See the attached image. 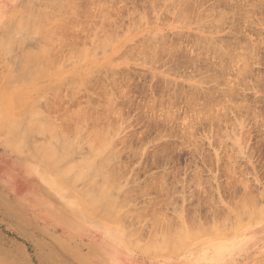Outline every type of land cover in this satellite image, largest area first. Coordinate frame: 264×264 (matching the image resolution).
Segmentation results:
<instances>
[{"label": "rangeland", "instance_id": "obj_1", "mask_svg": "<svg viewBox=\"0 0 264 264\" xmlns=\"http://www.w3.org/2000/svg\"><path fill=\"white\" fill-rule=\"evenodd\" d=\"M21 1L0 0V102L11 94L20 108L0 103V116L13 130L35 112L72 133L36 131L27 151L7 146L11 134L0 137V264H264V0H25L17 19L30 26L15 25ZM34 10L58 24L51 38L32 33L41 26ZM32 38L62 57L29 63L31 78L20 81ZM60 134H76L79 146L65 164L95 147L105 148L95 163L113 154L98 172L124 195L119 219L90 207L80 194L86 182L73 191L33 155L32 147L59 145ZM177 232L189 235L187 245L162 253ZM218 244H230L224 260L204 261ZM143 246L155 247L151 256Z\"/></svg>", "mask_w": 264, "mask_h": 264}, {"label": "bare ground", "instance_id": "obj_2", "mask_svg": "<svg viewBox=\"0 0 264 264\" xmlns=\"http://www.w3.org/2000/svg\"><path fill=\"white\" fill-rule=\"evenodd\" d=\"M61 1V0H60ZM25 0L23 1H21V3H19L18 4V8H20V9H15V12H14V14H13V19H17L18 17H22V15L24 14V12H23V10H22V8H23V5L25 4ZM65 2V1H64ZM62 3H63V1H62ZM61 3V4H62ZM69 3H71L70 1H69ZM68 3V4H69ZM184 3H185V1H184ZM28 4H30V3H28ZM47 4H49L48 6V8H50V3H48L47 2ZM65 4V3H64ZM31 5H32V3H31ZM31 5H30V7H29V5H28V7L31 9L32 7H31ZM42 5V4H41ZM66 5V4H65ZM76 5H77V3H76ZM183 5V4H182ZM43 6V5H42ZM56 6H58L59 7V9L57 8V11L59 12V10H62L64 7H62V5L60 6V5H56ZM56 6H55V8H56ZM66 7V6H65ZM74 7V6H73ZM75 7H77V6H75ZM75 7H74V9L71 7V11H72V13L74 14L75 12H77V14L79 13V11L81 10V8H78V9H80L79 11H78V9L75 11ZM79 7H81V6H79ZM26 8V4H25V7L23 8V9H25ZM52 8V7H51ZM55 8H53V9H55ZM61 8V9H60ZM83 8H86V7H84L83 6ZM29 9V10H30ZM75 11V12H73V10ZM26 10V9H25ZM36 11H38V13L39 12H41V11H39L38 10V8L37 9H35ZM34 10V12H35V14H38V13H36V11ZM83 11H84V9H82ZM81 10V11H82ZM27 11H28V9H27ZM56 11V10H55ZM26 12V11H25ZM34 12H33V15H34ZM44 12H46V11H44ZM51 12V11H50ZM85 12V11H84ZM17 13H18V16H17ZM28 13V12H27ZM30 13H32V10H31V12ZM29 13V14H30ZM46 13H48L49 14V11H47ZM44 14V13H42L43 15H41V14H38V15H40L39 17H40V19H41V26H39V29L37 28V31H34V32H32V33H35V32H37L38 33V36H40V38H51V37H49L50 35L52 36V32L53 31H55L56 30V28H57V25L58 24H56V23H54V22H51V23H48L47 22V19H48V17H47V14ZM60 13V12H59ZM62 13H63V10H62ZM68 13H69V11H68ZM68 13H63V14H68ZM82 15V12L81 13H79V15ZM80 15V17H82ZM75 16V15H74ZM74 18V17H73ZM22 19V18H21ZM24 19L25 18H23V21H24ZM72 19V18H71ZM18 20V19H17ZM30 20H32V19H30ZM62 21L64 20V18H62L61 19ZM67 20V19H66ZM66 20H64V24L65 25H67L69 22H66ZM70 20V19H69ZM76 20V21H75ZM22 21V22H23ZM37 21V20H36ZM68 21V20H67ZM72 21V20H71ZM75 23L78 21L77 19H74L73 20ZM73 21H72V23H73ZM81 21V20H80ZM21 22V20H20V23H19V20L18 21H16L15 22V25L17 24V23H19L20 25L21 24H23ZM24 22H26V24L28 25L29 24V26H30V22L29 21H24ZM84 21L82 20V23H83ZM32 23H33V21H32ZM36 22H34V26L32 25V28L33 27H35V24ZM58 23V22H57ZM78 23H80V22H78ZM78 23H77V25H78ZM13 24V23H12ZM63 24V28L65 29H63V28H61V29H63V31L65 32L66 31V27H68L67 28V31H69L68 29H70L69 28V26L70 25H68V26H65ZM70 24V23H69ZM25 25V24H24ZM27 25H25V26H27ZM72 25V24H71ZM80 25V24H79ZM82 25V24H81ZM21 26H23V25H21ZM20 26V27H21ZM25 26H24V28H25ZM74 26V25H73ZM104 26V25H103ZM13 27V26H12ZM18 27H19V25L17 26V29H18ZM16 29V33H19L20 31H22L21 30V28H19V30H17ZM23 29V28H22ZM26 29V28H25ZM60 29V30H61ZM9 30V29H8ZM24 30V29H23ZM72 30V29H71ZM17 31H19V32H17ZM27 32H28V30H26ZM25 31V35L27 36V32ZM32 31V29L31 30H29V32H31ZM45 31H47V32H45ZM12 30L10 31V34H12ZM71 32V31H70ZM9 33V32H8ZM16 33H14V36H15V34ZM24 33V32H23ZM68 33V32H67ZM66 32L62 35V37H64L65 38V36L67 35L68 36V34H67ZM72 33H73V31H72ZM20 34V33H19ZM36 34V33H35ZM34 34V35H35ZM21 35V34H20ZM32 35V34H31ZM30 35H29V33H28V37H29ZM54 36H55V34H53V40H54V42H55V39H54ZM69 37V36H68ZM55 38H56V36H55ZM64 38H63V40H64ZM26 39H28V38H26ZM33 39V38H32ZM31 39V41H29L28 42V51L27 50H25V43L23 42L22 44L20 43H18V42H16L15 43V41L16 40H11V39H9L8 40V43H10V45L11 46H13L12 44H14V46H18V44H19V46L20 45H24V49L23 48H21V53H22V50H25L26 51V55L23 57V61H22V63H19V65H21V64H23V69H24V71L25 72H27V75L25 74V72H24V74H23V76H24V79L23 78H21V80L20 81H23V80H25V79H30L31 78V76H30V73H28V71H29V69H31V64H32V66H33V64H34V62H35V60H39V59H41V60H45V59H47V57H48V55L52 58L53 56L54 57H56V59H57V56H58V54L57 53H59V56L60 57H62L61 56V52L60 51H57V53H56V50H54L55 52H50V54H57V55H53L52 54V56L49 54V52L48 51H45L46 50V47H43V46H40L39 45V38H37V40L36 41H34L35 40V38L32 40ZM51 39V40H52ZM11 40V42H9ZM59 40H62V38L61 39H59ZM12 41H14V42H12ZM25 41V40H24ZM26 42V41H25ZM6 43H7V41H6ZM5 43V46H7V45H9L8 43L6 44ZM30 43H32L33 44V46H31V44ZM4 45V44H3ZM13 46V47H14ZM147 46H148V44H147ZM21 47V46H20ZM49 47V46H48ZM37 48V49H36ZM50 48H53V46L52 47H49V50H50ZM54 48H55V45H54ZM149 47H147V49H148ZM152 48V47H151ZM6 49H8L7 51H9V49H12V47H9V48H5L4 49V46H3V51H5ZM13 49H15V48H13ZM34 50V51H33ZM7 51H6V53H7ZM12 51H14V50H12ZM12 51L10 52V53H12ZM25 51H23L24 53H25ZM35 51H37V52H35ZM151 51V50H150ZM35 52V53H34ZM10 53H8V54H10ZM63 53H64V51H63ZM90 54V53H89ZM89 54H88V56H89ZM91 55V54H90ZM14 56V55H13ZM16 56H19V55H16ZM15 56V57H16ZM40 56H42V57H40ZM71 56V55H70ZM14 57V58H15ZM43 57H45V59L43 58ZM13 58V57H12ZM66 58V57H65ZM68 58V57H67ZM50 59V58H49ZM31 60H34V61H31ZM37 60V61H38ZM58 60V59H57ZM57 60H55V61H57ZM30 61V62H29ZM52 62V63H56V62ZM31 62H33V63H31ZM29 63H31L30 65H29ZM41 63L42 62H40L39 64H38V62H37V64H36V62H35V64H34V66L36 65V66H38V65H40V66H38V67H40V68H43L42 66H41ZM51 64V63H50ZM10 65V64H9ZM16 65V64H15ZM13 66V65H12ZM30 66V68H28ZM33 66V67H34ZM17 67H22V66H16L15 67V69L17 68ZM32 67V68H33ZM38 67H36L38 70H42V69H40V68H38ZM35 68V67H34ZM21 68H19V70H20ZM22 69V70H23ZM45 69V68H44ZM18 70V69H17ZM38 70H36V72L38 71ZM53 70V68H51V71ZM31 71V70H30ZM34 70L32 69V71L31 72H33ZM39 72V71H38ZM44 72V71H43ZM47 72V71H46ZM75 72H76V70H75ZM81 73V72H80ZM80 73H79V75H80ZM77 75V74H76ZM15 77H17V75L15 76ZM18 78V77H17ZM65 78V77H64ZM53 80V79H52ZM63 80V79H62ZM89 80V79H88ZM87 80V81H88ZM74 82H76V81H74ZM13 83V82H12ZM14 83H16V82H14ZM86 83V82H85ZM78 84V83H77ZM16 85V84H15ZM70 85H72V82H71V84ZM74 85V84H73ZM79 86V85H78ZM77 86V87H78ZM33 87H34V85H33ZM40 92V91H39ZM31 94V93H30ZM11 94H7V96H5V99L3 98V99H1V100H3V102H0L1 103V105H3V104H6V106L8 105V108H9V110H7V112H9V111H19V107L16 105V103H15V100H14V98H12L11 96H10ZM106 97L108 98V96H105V101H106ZM109 100H111L110 98L108 99V101ZM7 102V103H6ZM107 102V101H106ZM49 103V102H48ZM52 105V104H51ZM106 105V104H105ZM110 105V104H109ZM41 106V105H40ZM46 106V105H45ZM53 106V105H52ZM111 106V105H110ZM51 107V106H50ZM112 107V106H111ZM40 108H43V107H40ZM110 108V107H109ZM110 110V109H109ZM49 111V110H48ZM81 111V110H80ZM79 111V114H81V112ZM47 112V111H46ZM50 113H52V112H50ZM49 113V114H50ZM71 113V112H70ZM69 113V114H70ZM73 113H77V112H73ZM8 114H10V113H8ZM39 114V113H38ZM43 115V114H39V115H37L35 112H32V114H31V118L29 119V118H24V119H22V122H24V123H26V124H24L25 126H24V128L22 127V122L21 121H19V120H17V122L16 121H14L13 122V125L11 126V128L13 129V130H10V128H6V121H3V119L1 118V116H0V137L2 138V139H5L6 137H8V135L9 134H11L12 136V140H11V143H9L10 142V140H8V145L7 146H9V144L11 145L10 147H12V148H14V149H16L17 151H20V150H23V148L25 147L26 148V151H27V149H29L30 148V146H31V142H32V139H33V133H36V131L37 132H42L43 131V133L44 132H46V131H52V130H54L53 132H55V130H57V129H59L60 127H61V125H60V127H59V125L58 124H55L54 122L53 123H51V119H49V118H47L48 120H46L45 119V117L43 116V120H42V118H40L41 116ZM78 115V114H77ZM9 116V115H8ZM29 116V115H28ZM89 116V115H88ZM3 117V116H2ZM50 117V116H49ZM52 117V116H51ZM85 118H87V117H85ZM84 118V119H85ZM26 119H29L28 121L26 120ZM46 121H45V120ZM90 120H91V118H89ZM89 119L87 118V121H89ZM25 120L27 121V122H25ZM67 121V120H66ZM68 121H69V119H68ZM82 121H84V120H82ZM92 121V120H91ZM94 121H95V119H94ZM98 121H99V119H98ZM16 122V123H15ZM63 122L64 123H66L64 120H63ZM85 122H86V120H85ZM59 123V122H58ZM72 123V122H71ZM71 123H69L68 122V124H71ZM82 123H84V122H82ZM91 123H94V122H91ZM53 124H55L57 127H55V125H53ZM63 124V123H62ZM78 124H79V122H78ZM97 125H98V123H96ZM53 125V126H52ZM63 125H65V124H63ZM62 125V126H63ZM67 125V124H66ZM89 125V124H88ZM68 126V125H67ZM76 126H78L77 124H76ZM55 127V128H54ZM59 127V128H58ZM61 128H63V129H66L65 127H61ZM75 128V130H77L78 129V127H74ZM80 128V127H79ZM81 128L83 129V127L81 126ZM70 129V128H69ZM69 129H66V130H69ZM72 130V129H71ZM79 130V129H78ZM77 130V131H78ZM70 131V130H69ZM76 131V132H77ZM57 132V131H56ZM66 132V131H65ZM64 132V130L61 132V134H63V133H65ZM75 132V131H74ZM98 132V131H97ZM72 133V131H70V134ZM100 134H101V132H99ZM99 133H98V135H99ZM46 134V133H45ZM44 134V136L46 137V135ZM49 134V133H48ZM60 134V135H61ZM66 134V133H65ZM65 134H63L64 136H65ZM36 135H37V137L39 136L37 133H36ZM41 135L43 136V134L41 133ZM51 135V134H50ZM49 135V136H50ZM63 135H61V138L59 139V145H55L54 146V144L55 143H52V144H44V146L42 145V146H40V147H38V146H36V147H32V153H33V155L34 156H36V158L38 157L41 161H43L45 164H47L48 165V168H49V170L51 169V170H53L54 172H55V174L59 177V179H62V180H64L68 185H70V188L74 191V190H76L77 191V189H76V186H74L75 184H77V183H79V182H82V181H84V182H86V186L84 187V189L83 190H81L80 191V194L82 195V196H85L86 195V200H88L87 202L90 204V207H92L91 205H93L95 208H96V206H98L99 204H101L102 206H101V208L103 207V211L101 212L100 211V213L102 214V216L104 217V218H107V219H109V220H115V219H117V217H118V214H117V205H118V202L119 201H123L124 199H123V197H124V195H122V194H120V195H116V194H119L120 193V191H119V193H117V188L118 187H116V189H115V184H113L112 186H111V184L113 183L111 180L113 179L112 178V175H109V173L107 174V173H105V172H103L105 175H108V176H106L107 178H105L104 177V175H103V173L101 174H99V172L98 171H103V167L106 165V164H109V162L108 163H106L105 164V160H107V161H109L110 159H112L111 157L113 156V151L111 152V154H112V156L110 157V159H108V157L106 158V157H104L105 159H103L102 157H100L101 158V160H100V158H98V160H100V161H97V163H99L100 165L102 164V163H100V162H104L102 165H101V167H102V170L101 169H99L100 167H99V164H97V163H95V157L96 156H98L99 155V153H100V149L102 150L103 148H97V150H96V147L94 148L95 149V151L96 152H93L94 153V156H90V158H88L87 159V157L84 159V158H82L83 156L81 155V158L82 159H77L76 158V160H71L73 163L71 164H65L66 163V161H68L70 158H72V156L74 155V153L77 151V148L79 147H76L77 145V143L75 144V143H73V142H71L70 140H72V138L73 137H75V135L73 134V137H69V136H67L66 138H71V139H66ZM79 135V134H78ZM93 135H94V132H93ZM97 135V134H96ZM97 135V136H98ZM103 135V134H102ZM92 136V135H91ZM97 136H95V139H96V137ZM36 137V138H37ZM104 136H102V138H103ZM36 138H35V140H36ZM46 138H48V136L46 137ZM78 138V137H77ZM99 139H101L100 138V135H99V137H98ZM104 138H106V137H104ZM101 139V141L103 140H105V139ZM94 136H93V138L91 137V139H89V141L90 142H95L96 140L94 139ZM34 140V139H33ZM34 140V141H35ZM73 140H74V138H73ZM92 140V141H91ZM106 140H107V138H106ZM109 140V139H108ZM102 141V142H103ZM36 142H37V140H36ZM43 144V143H42ZM112 144V143H111ZM2 145V144H1ZM26 145H27V147H26ZM29 145V146H28ZM104 145H106V144H104ZM102 146V145H101ZM106 147V146H105ZM110 147V146H109ZM111 147H112V145H111ZM4 148V147H3ZM25 148H24V150H25ZM89 148V147H88ZM93 148H91V153H92V151H94V149L92 150ZM105 149V148H104ZM109 149V148H108ZM111 149V148H110ZM10 150H12V149H10ZM81 150V149H80ZM79 152V151H78ZM81 152V151H80ZM98 152V153H97ZM106 152H108V150L106 151ZM109 153V152H108ZM89 154V153H88ZM107 153H105L104 155H106ZM14 155V154H13ZM32 155V156H33ZM78 155V153L76 154V156ZM87 155V154H86ZM75 156V157H76ZM79 156V155H78ZM77 156V157H78ZM107 156V155H106ZM22 156H20V158H21ZM85 157V156H84ZM89 157V156H88ZM74 158V157H73ZM28 162V161H27ZM108 167V166H107ZM111 167H112V165H111ZM110 167V168H111ZM105 168H106V166H105ZM113 170V169H112ZM98 172V173H97ZM112 172V171H111ZM95 174H98L97 176H95L96 178L97 177H99V175H102L103 176V182L101 183V184H98V183H96V182H99V180L97 179V181H95V177H94V175ZM112 174V173H111ZM115 174V173H114ZM115 175H113V177H114ZM101 177V176H100ZM100 177H99V179H100ZM111 179V180H110ZM117 181V180H116ZM119 184V183H118ZM117 186V185H116ZM118 186H120V184L118 185ZM98 187L100 188L101 187V190L100 189H98ZM128 191V190H127ZM122 192H124L123 190L121 191V193ZM119 196H121V197H119ZM44 198V197H43ZM119 198H120V200H119ZM121 201V202H122ZM126 203V202H125ZM119 206V205H118ZM60 208V207H59ZM100 208V207H99ZM98 208V209H99ZM119 208V207H118ZM238 208V207H237ZM94 209V208H93ZM255 209H257V208H255ZM60 210H62V209H60ZM101 210V209H100ZM121 210V209H120ZM235 210H237V209H235ZM130 211V210H129ZM119 212V211H118ZM65 213V212H64ZM123 214V213H122ZM131 214V213H130ZM67 215H69V214H67ZM71 216V215H70ZM99 216H101L100 214H99ZM98 216V217H99ZM101 216V217H102ZM122 216V215H121ZM121 216H119V217H121ZM119 217H118V219H119ZM123 217H124V214H123ZM122 217V218H123ZM254 217H256V216H254ZM116 222V221H115ZM121 222V221H120ZM187 222V221H186ZM190 222H193V221H190ZM251 223V222H250ZM190 224H192V223H190ZM189 225V224H188ZM188 225H186V226H188ZM178 226V225H177ZM170 227V226H169ZM180 227H182L181 225L178 227V228H180ZM195 227V226H194ZM193 226L191 227V225H189L188 226V228L189 229H192V228H194ZM187 228V229H188ZM212 228V227H211ZM218 228H219V226H218ZM201 229V228H200ZM170 230V229H169ZM169 230H168V232H169ZM173 230V229H172ZM172 230H170V232H174V231H172ZM202 230V229H201ZM137 231V230H136ZM166 231V233H167V230H165ZM195 231V232H194ZM198 231H200V230H198ZM221 231H223V230H221ZM225 231V230H224ZM169 232V233H170ZM190 232H191V230H190ZM189 232V233H190ZM246 232H251V231H249V230H247ZM129 233L131 234V233H134V231L133 232H130L129 231ZM163 233H164V231H163ZM162 233V234H163ZM172 233L171 234H169V235H172ZM178 233V232H177ZM177 233H175V236H169L168 234L165 236V238H166V240H164V244L163 245H161L160 246V250H161V252L162 253H166V254H175V253H178L179 254V252H181L182 250H183V247H185L186 245H187V241H188V237H189V235H188V237H186V235H181L182 233H178L179 235H177ZM194 233H196V230H194L193 229V232L192 233H190V234H193L192 236H195L194 235ZM205 233V232H204ZM243 233H245V232H243ZM174 234V233H173ZM130 236H135V235H130ZM156 236V235H155ZM168 236V237H167ZM153 238V237H152ZM152 238H151V240H152ZM196 239V238H195ZM198 239V238H197ZM150 240V241H151ZM155 240V239H154ZM156 241V240H155ZM160 242H161V240L159 241V243H158V247H159V245H160ZM220 242V241H219ZM140 243V242H139ZM152 243V242H151ZM154 243V242H153ZM148 244V243H147ZM189 244H191V243H189ZM188 244V245H189ZM150 245V244H149ZM153 245V244H152ZM151 245V246H152ZM230 244H218L217 246H213V247H209L206 251H205V253H203V254H201L202 255V257L204 258V261H205V259H207V261L208 260H213V261H215V260H224V259H221L220 257H222V256H224L227 252L226 251H228V246H229ZM151 246H149V247H145V246H143L144 248H146V249H144L145 250V252L147 251V252H149V255H150V252H152L153 253V248H155L154 246L152 247V249H149V248H151ZM190 246V245H189ZM141 247V246H140ZM139 248V247H138ZM158 250V249H157ZM144 251H143V253H145ZM156 251H154V253H155ZM190 252V251H189ZM141 253V252H140ZM147 254V253H146ZM156 254V253H155ZM161 254V253H160ZM189 254V253H188ZM153 255V254H152ZM151 256V255H150ZM154 256V255H153ZM194 256V255H193ZM202 258V259H203ZM220 258V259H219ZM199 259H200V257H199ZM201 259V260H202ZM200 260V261H201ZM216 262H218V261H216Z\"/></svg>", "mask_w": 264, "mask_h": 264}]
</instances>
